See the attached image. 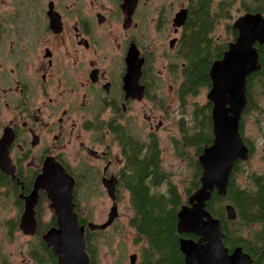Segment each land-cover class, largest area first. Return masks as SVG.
I'll return each instance as SVG.
<instances>
[{
	"label": "flooded vegetation",
	"instance_id": "obj_1",
	"mask_svg": "<svg viewBox=\"0 0 264 264\" xmlns=\"http://www.w3.org/2000/svg\"><path fill=\"white\" fill-rule=\"evenodd\" d=\"M248 15L264 18V0H0V188L15 206L18 229L25 200L47 161L74 180L78 220L75 193L89 177L105 193L104 182L113 183L116 204L120 192L128 193L127 178L138 174L136 160L144 161L139 175L167 177L158 133L177 128L172 147L179 156L185 151L187 125L197 128L201 122L202 106L192 103L189 122L183 110L189 102L184 90L193 32L203 26L210 30L206 18L214 20L209 37L215 47L226 45L222 58L237 37L233 24ZM221 22L219 31L226 39L215 34ZM254 47L258 51L264 45ZM263 61L258 60L260 69ZM257 72L247 77L239 120L248 159L235 162L228 185L240 192L244 188L239 189L234 176L255 151L244 136L243 121L248 105L256 107L253 86L263 87ZM208 114L211 120V109ZM143 119L145 133L136 128ZM153 142L159 151L155 174L146 158ZM251 177L264 199V174ZM227 201L224 210L232 206L238 218L233 199ZM44 203L51 214L39 235ZM34 218L36 233L27 237L43 242L42 236L57 224L43 190H38ZM88 224L83 225L85 234ZM51 260L58 264L54 254Z\"/></svg>",
	"mask_w": 264,
	"mask_h": 264
},
{
	"label": "water",
	"instance_id": "obj_2",
	"mask_svg": "<svg viewBox=\"0 0 264 264\" xmlns=\"http://www.w3.org/2000/svg\"><path fill=\"white\" fill-rule=\"evenodd\" d=\"M262 25L264 18L257 15L236 20L233 24L237 31L236 39L228 45L222 58L210 66L211 86L206 100L212 106L213 141L197 159L201 167L199 187L177 213V233L192 235L197 239L180 238L179 250L183 255V264H252L251 258L241 247L231 253L227 250L223 244L220 222L206 210V203L215 191L218 196L226 195L234 163L238 159H248V151L239 132V120L246 106L247 77L260 69L254 44L264 45V31L259 28ZM231 116L234 119L230 120ZM219 151L223 154L219 160L222 164L225 162L224 168L220 167L221 163L216 158V152ZM2 152L0 164L3 162ZM104 187L112 207L105 223L88 224L90 231H104L118 217L114 184L105 181ZM38 190L46 193L56 217V226L42 236V241L51 249L58 264H90L85 251V227L79 224L74 211V180L55 162L44 163L43 173L37 177L32 193L26 198L19 224L20 232L26 236L36 233L34 206L38 201ZM225 209L228 220H234L233 208L227 205ZM135 262L136 255L133 254L129 257V264Z\"/></svg>",
	"mask_w": 264,
	"mask_h": 264
},
{
	"label": "trees",
	"instance_id": "obj_3",
	"mask_svg": "<svg viewBox=\"0 0 264 264\" xmlns=\"http://www.w3.org/2000/svg\"><path fill=\"white\" fill-rule=\"evenodd\" d=\"M207 19L205 24L210 27V30H206L203 26L198 32H193L192 41L190 39L184 90L186 96H195L199 90L210 88L209 68L213 59H220L222 52L226 49L225 44L219 47L214 46L209 35L215 23L214 20L207 21ZM216 53L218 54L215 55ZM263 58L264 47H259L258 60L262 59L263 61ZM255 76H261L260 82L264 88V65ZM201 108L199 126L197 128L195 126L194 128L186 127L183 137L184 146L194 150L195 158L202 154L205 147L210 146L213 138L210 115L208 114L211 104L207 103ZM255 108L252 109L255 110ZM247 110H250L249 105ZM146 158L151 161L155 174L159 163V151L155 142L151 147V153L146 154ZM135 164L138 166L136 169L138 174L127 178L126 187L133 212L128 224L135 232V242L143 244L137 264H183V255L179 250L180 238H191L195 241L197 239L192 235L177 233V213L180 207L187 203L188 197L199 187L200 166L196 160L194 164L189 165L194 169L193 185L192 189L185 193V199L182 202L173 186H168L164 193L158 191L159 186L167 177L156 175L147 178L139 175L138 169L142 168L144 161L136 160ZM131 167L134 169L133 166ZM233 189L232 187L228 188L227 194L223 198L214 193L211 200L206 203V210L220 222L224 235L223 244L229 251L235 247H242L243 251L251 257L252 264H264V226L261 223L264 221L262 190L258 188L257 191L248 193ZM229 197L233 199L238 212L237 220L232 222L227 220L223 205ZM76 212L78 213V210ZM78 221L82 226L87 223L81 217ZM252 226H257V229L261 227V229L260 231L253 230ZM41 232L42 229L39 227V234ZM244 232L248 234L247 237L243 236ZM93 234L95 232L86 230V252L89 255L90 264H97L94 249L91 247ZM31 252L33 260L39 264H52L54 261L51 260L53 256L51 251L39 240Z\"/></svg>",
	"mask_w": 264,
	"mask_h": 264
},
{
	"label": "rangeland",
	"instance_id": "obj_4",
	"mask_svg": "<svg viewBox=\"0 0 264 264\" xmlns=\"http://www.w3.org/2000/svg\"><path fill=\"white\" fill-rule=\"evenodd\" d=\"M224 22H221L215 32L216 36L221 39H226L227 34L220 32L219 29H223ZM264 88L260 85L258 87L253 86L252 95L256 98L253 101L256 104V108L250 109L247 114L244 115V136L252 141L254 152L251 159L246 165L242 166L241 172L234 176L235 181L239 189H243L246 192L254 191V183L251 180V174L262 175L264 174ZM208 90H199L195 96H188L189 102L186 103L183 110L185 112V120H190V106L193 102L197 103V106H203L206 104V95ZM187 98V97H186ZM139 121H142L141 119ZM143 122L136 128L143 129ZM190 127V123L187 125ZM135 128V129H136ZM139 132V130L137 129ZM142 130L141 132H146ZM174 135L173 137H171ZM158 141L160 146V157L162 159V166L167 174L166 180L159 186L158 191L164 193L168 186H173L179 195L180 200L183 202L185 199V193L187 190L192 189L194 169L189 165L194 164L195 158L194 150L185 146V151L181 155H175L173 152L172 141L178 138L177 128L169 130H161L158 133ZM179 159H182L180 161ZM196 169V168H195ZM92 177L85 180L84 185L77 189L75 193L78 215L86 222L101 225L107 221L110 208L112 207V201L107 196V193L101 190V185L92 183ZM81 180L78 178V181ZM248 190V191H247ZM0 188V264H22V261H28L29 264H37L33 260L31 251L35 249L38 239L33 237H27L23 235L17 226L16 209L8 195L1 193ZM117 200V212L118 217L107 227L104 231H96L92 236L91 247L95 251V258L97 264H129V257L133 254L136 255V264L140 260V252L143 244L135 242V232L129 227V219L132 217L133 212L129 204L128 194L126 192H120ZM229 203L228 201L224 204ZM185 205V204H184ZM41 215L44 214L42 219L41 229H44L50 217V210L46 203L41 207ZM253 230L257 229V226H252ZM261 227L257 229L260 231ZM43 232V231H42ZM41 232V233H42ZM40 233V234H41ZM39 234V235H40ZM243 236L247 237L246 232Z\"/></svg>",
	"mask_w": 264,
	"mask_h": 264
},
{
	"label": "bare ground",
	"instance_id": "obj_5",
	"mask_svg": "<svg viewBox=\"0 0 264 264\" xmlns=\"http://www.w3.org/2000/svg\"><path fill=\"white\" fill-rule=\"evenodd\" d=\"M263 26H264V25H262V26H260V27L258 26V27L260 28V30H263V31H264ZM126 83H127V85H129L128 82H126ZM232 118H233V116H231L230 120H232ZM233 119H234V118H233ZM221 156H223V154H222L221 151L216 152V158H217L218 160L221 158ZM219 162L221 163V166H220V165H219V166H220L221 168H224L225 162H224L223 164H222V161H221V160H219ZM226 164H227V163H226ZM234 164H235V163H234ZM233 166H234V165H233ZM232 169H233V168H232ZM231 172H232V171H231ZM230 175H231V174H230ZM230 175H229V180H230ZM228 185H229V183H228ZM227 188H228V186H227ZM214 193L216 194V191H215ZM214 193H213V194H214ZM226 193H227V190H226ZM213 194H212V195H213ZM216 195H217V194H216ZM217 196H218V195H217ZM218 197L223 198L224 196H218ZM211 198H212V197H211ZM229 206H230V205H229ZM230 207H232V206H230ZM225 208H226V207H225ZM232 208H233V207H232ZM233 210H234V208H233ZM234 212H235V210H234ZM225 213H226V209H225ZM226 217H227V215H226ZM236 218H237V216H236V212H235V219H234V220H228V217H227V220L232 222V221H235Z\"/></svg>",
	"mask_w": 264,
	"mask_h": 264
}]
</instances>
